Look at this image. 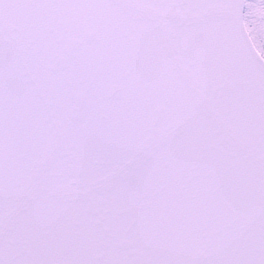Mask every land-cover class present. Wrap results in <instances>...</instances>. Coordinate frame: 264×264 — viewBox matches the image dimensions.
<instances>
[{
    "label": "snow or ice",
    "instance_id": "snow-or-ice-1",
    "mask_svg": "<svg viewBox=\"0 0 264 264\" xmlns=\"http://www.w3.org/2000/svg\"><path fill=\"white\" fill-rule=\"evenodd\" d=\"M0 264H264V0H0Z\"/></svg>",
    "mask_w": 264,
    "mask_h": 264
}]
</instances>
